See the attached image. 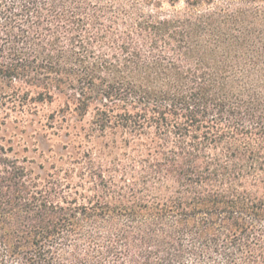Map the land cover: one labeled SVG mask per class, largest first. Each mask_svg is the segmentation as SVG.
<instances>
[{"label": "trees", "instance_id": "trees-1", "mask_svg": "<svg viewBox=\"0 0 264 264\" xmlns=\"http://www.w3.org/2000/svg\"><path fill=\"white\" fill-rule=\"evenodd\" d=\"M0 264H264V0H0Z\"/></svg>", "mask_w": 264, "mask_h": 264}, {"label": "rangeland", "instance_id": "rangeland-1", "mask_svg": "<svg viewBox=\"0 0 264 264\" xmlns=\"http://www.w3.org/2000/svg\"><path fill=\"white\" fill-rule=\"evenodd\" d=\"M64 106L62 99L56 100L53 104L42 108L40 115L26 124L21 121L11 119L0 130V145L11 147L21 158H28L35 168L39 165H47L49 156L60 152L64 143V136L68 132H74L73 128L88 126L90 117L80 123L72 120H58L52 122L50 116L61 114L60 110ZM61 116V115H60Z\"/></svg>", "mask_w": 264, "mask_h": 264}]
</instances>
